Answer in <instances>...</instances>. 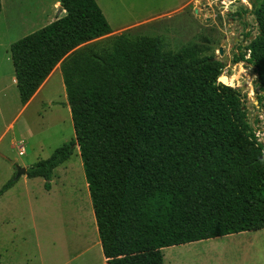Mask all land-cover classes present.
I'll return each mask as SVG.
<instances>
[{
    "label": "trees",
    "instance_id": "obj_1",
    "mask_svg": "<svg viewBox=\"0 0 264 264\" xmlns=\"http://www.w3.org/2000/svg\"><path fill=\"white\" fill-rule=\"evenodd\" d=\"M59 2L64 14L11 56L23 105L61 63L76 138L26 176L49 190L79 146L107 264H165L166 247L264 229V145L239 89L218 81L224 62L148 35L92 47L112 32L97 0ZM254 14L258 34L234 61L255 67L263 101L264 0Z\"/></svg>",
    "mask_w": 264,
    "mask_h": 264
},
{
    "label": "rangeland",
    "instance_id": "obj_2",
    "mask_svg": "<svg viewBox=\"0 0 264 264\" xmlns=\"http://www.w3.org/2000/svg\"><path fill=\"white\" fill-rule=\"evenodd\" d=\"M261 1L97 0L112 32L86 44L109 48L125 34L131 39L161 37L173 51L196 46L202 56L224 62L218 81L239 89L262 139L264 100L258 99L255 67L234 61L258 34L254 10ZM62 15L58 0H2L0 189L16 178L18 167L46 159L76 138L61 63L24 106L11 56L12 43ZM233 77L238 78L231 81ZM163 252L165 264H264V229L166 247ZM104 258L78 145L54 170L49 190L44 178L22 175L0 195V264H104Z\"/></svg>",
    "mask_w": 264,
    "mask_h": 264
},
{
    "label": "crops",
    "instance_id": "obj_3",
    "mask_svg": "<svg viewBox=\"0 0 264 264\" xmlns=\"http://www.w3.org/2000/svg\"><path fill=\"white\" fill-rule=\"evenodd\" d=\"M59 1V0H58ZM60 3V2H59ZM61 6V5H60ZM60 11H63V14H64V10H63V7H62V10L60 9ZM52 22V21H51ZM49 24V23H48ZM59 67V64L56 66V68L54 69V71ZM60 68V67H59ZM53 71V72H54ZM52 72V73H53ZM15 79V78H14ZM47 80V79H46ZM46 82V81H45ZM45 82L42 84V86L39 88V90L36 92V94L33 96V98L26 104V105H29L35 98L36 96L39 94V92L41 91V89L43 88ZM25 106V105H24ZM104 264H107V261H106V258H104Z\"/></svg>",
    "mask_w": 264,
    "mask_h": 264
},
{
    "label": "water",
    "instance_id": "obj_4",
    "mask_svg": "<svg viewBox=\"0 0 264 264\" xmlns=\"http://www.w3.org/2000/svg\"><path fill=\"white\" fill-rule=\"evenodd\" d=\"M60 9L62 10V6H60ZM76 145L77 144H74V146H76ZM22 175H27V167H25V166L24 167H18V172H17L16 179H18Z\"/></svg>",
    "mask_w": 264,
    "mask_h": 264
},
{
    "label": "built area",
    "instance_id": "obj_5",
    "mask_svg": "<svg viewBox=\"0 0 264 264\" xmlns=\"http://www.w3.org/2000/svg\"><path fill=\"white\" fill-rule=\"evenodd\" d=\"M258 139H259V141H263L264 140V134H263V138L261 139V138H259L258 137ZM23 151L25 152V150L23 149ZM23 151H22V153H23Z\"/></svg>",
    "mask_w": 264,
    "mask_h": 264
},
{
    "label": "bare ground",
    "instance_id": "obj_6",
    "mask_svg": "<svg viewBox=\"0 0 264 264\" xmlns=\"http://www.w3.org/2000/svg\"><path fill=\"white\" fill-rule=\"evenodd\" d=\"M58 68H59V67H58ZM58 68H57V69H58ZM237 78H238V77H233V78H231L230 80H231V81H232V80L234 81V80H236Z\"/></svg>",
    "mask_w": 264,
    "mask_h": 264
},
{
    "label": "flooded vegetation",
    "instance_id": "obj_7",
    "mask_svg": "<svg viewBox=\"0 0 264 264\" xmlns=\"http://www.w3.org/2000/svg\"><path fill=\"white\" fill-rule=\"evenodd\" d=\"M223 51H224V50L221 48V49H220V51H219V52H220V54H223Z\"/></svg>",
    "mask_w": 264,
    "mask_h": 264
}]
</instances>
